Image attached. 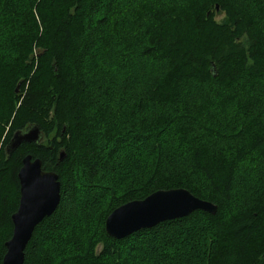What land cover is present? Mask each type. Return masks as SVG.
<instances>
[{
	"label": "trees",
	"instance_id": "1",
	"mask_svg": "<svg viewBox=\"0 0 264 264\" xmlns=\"http://www.w3.org/2000/svg\"><path fill=\"white\" fill-rule=\"evenodd\" d=\"M249 1L250 6L240 0H140L126 11L118 9V0H0V264L26 154L56 172L60 200L34 229L23 264H114L113 246L120 264H129L122 256L135 251L133 244L170 229L187 232L198 218L207 233L190 244L186 258L198 254L195 264H264V112L258 108L263 104L254 99L244 105L239 97L253 91L250 82L264 79V0ZM119 15L131 19L122 23ZM135 32L147 44L142 58L166 61L165 71L143 83L137 90H145L142 95L122 102L123 121L131 127L124 131L110 122L102 134L113 147L103 157L91 135L115 94L105 83L115 67L108 64V52L125 43L129 48L128 40L137 37L126 36ZM185 80L192 93L184 102L179 82ZM205 81L213 87L189 84ZM31 124L41 131L40 144L22 143L8 157L4 147L12 133ZM124 135H133L138 148L144 137L150 144L141 155L132 153L138 161L119 176L120 194L102 203L88 229L78 218L80 187L95 188L102 173L111 174L112 158L123 159L115 153ZM158 140L163 148L154 146ZM135 165L142 167L134 175ZM239 171L258 177L247 194L232 200L226 188ZM173 188L214 203L216 213L195 210L122 239L107 235L104 221L114 208ZM167 244L159 248L171 250Z\"/></svg>",
	"mask_w": 264,
	"mask_h": 264
},
{
	"label": "rangeland",
	"instance_id": "2",
	"mask_svg": "<svg viewBox=\"0 0 264 264\" xmlns=\"http://www.w3.org/2000/svg\"><path fill=\"white\" fill-rule=\"evenodd\" d=\"M140 0H118V5L119 8L122 7L123 10L127 9L126 11H129L131 7H134L137 2ZM241 5L248 4L250 6V1L248 0H240ZM129 9V10H128ZM252 12L255 13V9L253 7L251 8ZM131 11V10H130ZM222 15L221 13H217V17L220 18ZM120 18V15L118 16V20ZM122 18V23L124 21H129L131 17L127 16H121ZM120 18V21H121ZM263 32H264V23H263ZM123 33V32H120ZM141 32H135L133 34L127 35V38H136L135 39H129L128 41L132 40L131 46L129 48L127 47L128 45L125 43L124 44V50L122 47H117L116 49H112L110 52H108V64L109 65H114L115 67L112 68V76L109 77L108 79L105 80V83L108 87H111L113 92L112 97H110L109 101L106 104V109H107V115L106 119L103 122H97L95 123L96 130L91 135L93 139H95L98 143V147H100L102 151V155H107V153L110 151V149L113 147V144L106 140L102 134V131L105 130L107 127H109L110 122L111 124L113 122H119L120 123V130L126 131L131 126H128L130 123H125L124 120V115H122L123 111L125 110L126 106L125 104H122V102L125 101H132L134 99L133 97L135 94H143L145 90H142L140 92H137V90L143 86V83H148L150 84L151 81L155 80L158 75H161L163 71H165V62L161 61L160 59L158 61L151 60L149 58H142V53L141 51L145 48H147L146 43H144V39L141 40V37L139 36ZM139 37V38H138ZM138 39V40H137ZM263 41H264V36H263ZM145 44V45H144ZM115 48V47H114ZM121 48V49H120ZM120 49V50H119ZM127 49H130L128 52ZM119 58V59H118ZM143 59V60H142ZM118 65V66H116ZM152 81V82H153ZM180 84L183 85L182 90H181V95H182V101L185 102L187 98L185 96L187 94H191L190 92L192 89L187 88V81H181L179 82ZM132 84V85H131ZM191 84L194 88L197 86L199 87L198 90H202L203 86H212L213 84L211 81H205L200 84L196 83H189ZM196 84V85H195ZM131 85V86H130ZM251 86V93L249 94H244L243 96H239L240 99L242 98L241 101L242 104L246 105L248 102H252V100L256 99L257 102H260L264 106V79H259V80H254L250 82L249 84ZM128 86V87H127ZM239 87V86H237ZM259 87V88H258ZM187 88V89H184ZM193 88V89H194ZM130 89V90H128ZM191 89V90H190ZM117 90V92H116ZM236 92V89H235ZM237 99V98H236ZM238 102V103H239ZM127 103V102H126ZM259 103V104H260ZM180 105V104H179ZM250 105V104H249ZM248 105V106H249ZM176 106V105H175ZM258 107L259 109L263 110L264 112V107ZM120 111V114H118L116 111ZM118 111V112H119ZM119 117H116L118 115ZM230 114V113H229ZM228 114V115H229ZM118 119H120L118 121ZM118 123H116L117 125ZM119 125V124H118ZM172 133H169L170 135ZM134 135V134H133ZM125 136V141L121 143L120 146V140L118 139V144L119 148H117V152L115 154H118V158L122 157L121 162H117L115 158L111 163V167L113 168L111 174H108L106 172L102 173L101 177V184H99L95 188H90L89 184H86L80 187V194L78 197L77 201V207H78V213H79V222L80 224L84 225V222H86V225L84 227L92 228L93 225L97 222L99 219V212L105 204L103 205L102 203L105 202L109 196H113L114 198L120 194L119 191H117L120 187L117 184H119L118 178L125 172L126 168H130V164H134V162L138 160H134L132 158V153L133 155H138V153L141 155L142 148L148 149V146L150 144V137H144L142 138L143 143L140 148H138L137 142L135 143L134 141V136ZM172 136V135H171ZM170 136V139L172 137ZM123 137V136H122ZM168 139V140H170ZM165 140V139H164ZM159 142V144H158ZM154 144V141H153ZM160 146L162 145V148L164 145L161 143V140H158L154 146ZM161 148V149H162ZM139 150V151H138ZM144 157V156H142ZM139 159V158H138ZM130 163V164H129ZM254 166V165H253ZM132 167V166H131ZM142 165L134 166V175L136 174L137 171H140ZM242 172V171H241ZM240 171L236 173L234 178H232L230 185L226 190L229 189L228 193L230 198L235 199L237 197V194L242 195V194H247L246 189L251 188L250 185H254L253 181L258 177V174L256 172H252L251 175L246 173H241ZM78 175L82 178L80 172L78 171ZM248 178L250 181H247ZM132 177L126 178L125 186H127ZM84 181V180H83ZM123 182V181H122ZM118 186V187H117ZM117 187V189H116ZM225 189V188H224ZM119 192V193H118ZM250 194V193H249ZM261 194L257 192L256 197H260ZM232 196V197H231ZM229 198V200H230ZM231 212L234 211V207H231ZM79 225V226H81ZM187 232H185L184 229H177V230H168L170 232L164 233V235L158 236L156 240L151 239L150 237L148 238H142L139 240L137 243L133 244L137 247H134L135 251H126V254H124L122 257H128L129 259V264H195L196 259H198V254L196 256H191L192 258H186L187 256L184 255V253L188 250V248L191 247V243L197 244L204 234H206L207 230V224L206 222L198 218L193 222L192 225L187 227ZM199 235V238H198ZM167 241L169 242L167 244ZM151 243H155L154 245H150ZM161 244H167L168 246L171 245V250H163L162 247L159 248V246H162ZM130 246V245H129ZM158 246V248L156 247ZM115 247L113 246V249ZM125 253V249L123 248V245L120 247H116L117 250ZM113 249L109 251V253L112 255V259L114 260V264H120V256L114 255ZM164 251V252H162ZM169 252V253H168ZM165 257V258H163ZM167 257V258H166ZM159 260V261H157ZM119 261V262H118ZM158 262V263H156Z\"/></svg>",
	"mask_w": 264,
	"mask_h": 264
},
{
	"label": "water",
	"instance_id": "3",
	"mask_svg": "<svg viewBox=\"0 0 264 264\" xmlns=\"http://www.w3.org/2000/svg\"><path fill=\"white\" fill-rule=\"evenodd\" d=\"M42 134L37 125L12 133L4 147L9 157L22 143L40 144ZM64 153H60L62 160ZM19 201L11 214L12 233L4 242L5 253L1 264H23L24 250L36 226L50 216L60 200V182L54 171L42 168L39 158L26 154L17 172ZM195 210L215 214L217 206L194 196L184 188L156 190L143 199L126 202L114 208L105 218L104 229L115 239L125 238L141 229L161 222L181 218Z\"/></svg>",
	"mask_w": 264,
	"mask_h": 264
}]
</instances>
